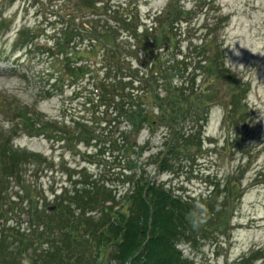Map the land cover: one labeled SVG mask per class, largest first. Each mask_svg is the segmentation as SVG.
<instances>
[{
    "label": "trees",
    "instance_id": "1",
    "mask_svg": "<svg viewBox=\"0 0 264 264\" xmlns=\"http://www.w3.org/2000/svg\"><path fill=\"white\" fill-rule=\"evenodd\" d=\"M129 2L78 0L76 9L60 15V27L46 40L34 27L18 31L15 44L30 60H49L48 72L55 77L50 91L63 90L59 87L69 82L90 92L86 104L104 106L106 113L111 108L113 116L105 121L112 129L119 123L112 142L128 156L126 185L122 190L78 171L72 186L54 195L56 209L49 210L47 197L34 196L23 174L40 155L11 145L21 131L45 133L48 122L15 95H1L0 114L8 128L0 125V219L28 210L32 220L24 229H0V264H195L178 244L229 226L245 193L241 185L229 182L221 188L217 183L207 197L187 196L153 178L145 167L154 162L166 169L170 156L187 154L183 141L192 143L217 103H224L231 117L244 119L250 84L226 66L218 31L228 15L207 21L202 40H192L180 59L176 48L180 37L192 31L196 10L186 7L185 0H169L149 23L143 22L135 0ZM210 2L204 0L202 8L210 9ZM1 48L7 50L0 43ZM41 85L38 91H43ZM162 125L167 129L165 150L140 162L146 147L139 144L142 129L153 135ZM134 153L138 156L131 157ZM256 179L264 182V170ZM13 181L20 186L18 201L9 193Z\"/></svg>",
    "mask_w": 264,
    "mask_h": 264
},
{
    "label": "rangeland",
    "instance_id": "2",
    "mask_svg": "<svg viewBox=\"0 0 264 264\" xmlns=\"http://www.w3.org/2000/svg\"><path fill=\"white\" fill-rule=\"evenodd\" d=\"M120 1L129 4L133 0ZM77 2L0 0V21L3 17L8 20L0 31V43L7 48L0 49L1 52L6 50L5 55L0 56V94H17L24 104L35 103L38 110L46 114V120L53 122L45 136L26 134L19 138L21 146L42 154L37 161L25 166L24 176L27 184L34 188L33 195L43 194L48 200L54 198L52 187L70 183L69 174L74 172L70 168L86 167L82 172L88 177L106 180L121 189L125 178L124 167L127 166L128 156L119 149L118 144L112 142V137L118 134L119 123L114 124L113 129H108L102 120V108L93 111L85 107L83 102L89 91H79L75 89L76 85L67 82L64 88L58 86L63 90H54L49 97L51 93L48 90L53 84V81H49V72L45 71L46 68L50 69L49 60L35 56L31 62L27 61V57L19 61V56L23 57L26 52L15 44L19 28L34 27L46 40L52 36L51 31L60 27L57 23L60 15L76 9ZM137 2L144 17L151 10L162 9L168 0ZM210 3V9H203L204 0H185L186 7L196 10L194 25L189 35L180 37L181 46L176 52L181 51L182 55L188 53L191 40H202L201 27L207 21H212L219 14L228 15L229 19L223 22L218 31L226 66L228 64L250 84L246 98L249 104L247 112L243 115L244 119L239 121L236 116L231 117L224 103H217L207 116L202 132L191 137V144L183 141L187 154L170 156L169 168L163 173L153 165L147 168L152 174L159 173L164 180H174L176 184L172 182V185L184 188L181 189L184 193L206 190L204 181L209 184L217 182L222 186L232 182L245 188L244 195L234 207L231 224L223 232L201 236L194 243L182 242L179 246L186 255L194 258L195 264H264V183L254 179L257 172L264 169V118H261L264 114V0H212ZM84 11L86 9L81 13ZM21 66L23 71L19 68ZM39 76L43 78V91H40L47 98L37 102L35 86L40 83ZM98 115L101 116L100 120L76 123L77 119L87 120ZM0 125L8 127L1 114ZM164 130L163 127L157 130V135L148 144L150 149L145 150L140 162L146 161L149 153L165 148ZM53 138H61V141ZM147 138L145 129L140 136L141 143L144 144ZM137 156L134 153L131 157ZM76 178L78 175H74ZM19 189L17 182L13 181L9 191L17 200ZM15 213H8L13 218L8 224L20 225L22 229L27 227L29 223L25 220L28 215L21 217L24 212H19V215Z\"/></svg>",
    "mask_w": 264,
    "mask_h": 264
},
{
    "label": "clouds",
    "instance_id": "3",
    "mask_svg": "<svg viewBox=\"0 0 264 264\" xmlns=\"http://www.w3.org/2000/svg\"><path fill=\"white\" fill-rule=\"evenodd\" d=\"M261 118H264V114L261 115Z\"/></svg>",
    "mask_w": 264,
    "mask_h": 264
}]
</instances>
